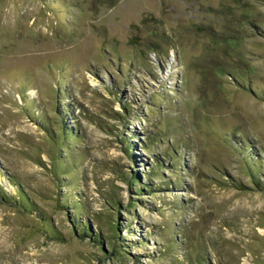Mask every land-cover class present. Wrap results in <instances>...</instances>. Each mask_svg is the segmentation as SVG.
<instances>
[{"label":"rangeland","instance_id":"obj_1","mask_svg":"<svg viewBox=\"0 0 264 264\" xmlns=\"http://www.w3.org/2000/svg\"><path fill=\"white\" fill-rule=\"evenodd\" d=\"M244 144L264 157V0H0V264H264Z\"/></svg>","mask_w":264,"mask_h":264},{"label":"trees","instance_id":"obj_2","mask_svg":"<svg viewBox=\"0 0 264 264\" xmlns=\"http://www.w3.org/2000/svg\"><path fill=\"white\" fill-rule=\"evenodd\" d=\"M68 113H69L68 110L60 111L59 115H60L61 121H60V123H56V125L59 124V132L56 131L57 135L55 136V139H53V140L57 144H63V142L65 141V144H63L64 146H62L61 149H63V151L67 155H70L71 146H69V145H71L72 142L77 140L78 129L76 127H72L71 125L68 124V122L66 120V117L69 115ZM56 120H59V119L57 118ZM46 131L48 133V130H46ZM149 139L150 138L147 137V143L150 141ZM128 142H127V145L125 143L126 152L129 155V157L133 160V163L134 164H143L142 163L143 161L141 160V158L137 157L134 154V151H135L134 147L137 145L133 144V142H131L130 140ZM248 145H250V144H248ZM243 146H244L245 152H246L245 154H243V160L246 161V164H247L246 166L248 168V174L250 177L251 184H250V186H245L243 184H240L237 181V182L233 183V186L237 190H241V191H244L247 189L264 191V157L262 158V157L258 156L255 151H253L254 152V154H253L248 149L249 146H247V144L246 145L244 144ZM249 148H251V146ZM51 160H52V163H53V161L57 162V160L54 159L53 157H51ZM59 160L61 161L62 159L59 158ZM62 163L63 164H61V170H63V171H64V168L68 169L71 166L70 163H65L64 161H62ZM152 166H153L152 169L155 172L162 168L161 167L162 164H160V162H158V161L153 163ZM53 167L56 168L55 165H53ZM66 172H68V171L66 170ZM151 176H153V173H152V175L148 176L149 177L148 180H150ZM156 176H158V175H155V177ZM140 177L141 176L139 175V173L133 172L131 174V176L128 178V183L132 187L131 189L136 190L135 192H137V193L138 192H144L143 191L144 186L149 187V185L141 183ZM58 178H59L58 180H60V177H58ZM177 183L178 182H175V183L172 182L169 184V186L174 187V186H176ZM149 188L151 191L152 190L151 186ZM137 195H139V194H137ZM74 198L75 199H73V200L72 199H66L61 206V208L66 212L69 209L72 210L73 217H72L71 222H72V228H73L74 234L79 238H83V237L87 236L95 244L103 245L104 244L103 238H101V236L94 235L93 232H90L92 230L89 229V226H88L89 224H87L86 221L83 222V220H82L83 212L85 211L84 204L81 201H79L78 198H76V197H74ZM10 200L13 203H15L20 209H22L23 211H25L27 213H31L32 211H34L33 210V208H35L34 204L32 202H30L28 200V198L26 197V195H24L21 192L19 193V196H16V197L11 196ZM86 217H90L89 213L86 214ZM128 229L130 232H133V230L130 229V226L124 227V226H122L120 221L115 223V231H116L117 237H114V239H118L119 241L124 242L125 238H124V236H122V233ZM109 243H110V248L113 250L114 249V242L109 241ZM119 245H120V247H123L121 244H119Z\"/></svg>","mask_w":264,"mask_h":264}]
</instances>
